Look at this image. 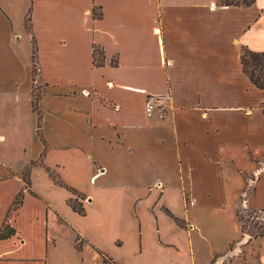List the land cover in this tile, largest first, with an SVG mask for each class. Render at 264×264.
Wrapping results in <instances>:
<instances>
[{
    "label": "crops",
    "instance_id": "crops-1",
    "mask_svg": "<svg viewBox=\"0 0 264 264\" xmlns=\"http://www.w3.org/2000/svg\"><path fill=\"white\" fill-rule=\"evenodd\" d=\"M244 48L264 52V0H0V97L13 115L0 147L20 133L32 142L35 120L45 135L29 190L23 169L0 163V187H13L0 228L23 192L0 264H49L55 223L81 263L90 253L100 264L101 254L130 264L118 258L127 239L135 264H197L192 243L205 237L204 264H220L238 244L234 212L250 207L244 196L264 164V89L243 73ZM33 67L44 86L35 112ZM70 189L85 198L83 216L68 205ZM259 215L264 225V208ZM246 259L264 264V227Z\"/></svg>",
    "mask_w": 264,
    "mask_h": 264
},
{
    "label": "rangeland",
    "instance_id": "rangeland-1",
    "mask_svg": "<svg viewBox=\"0 0 264 264\" xmlns=\"http://www.w3.org/2000/svg\"><path fill=\"white\" fill-rule=\"evenodd\" d=\"M0 64H1V58H0ZM3 72L0 68V78H2ZM31 93H32V101L33 96H40L44 92V86L42 83L38 82V79L36 77V68H32L31 72ZM9 80V79H5ZM4 80V81H5ZM3 83V82H2ZM4 101L0 97V133H3V128H5V125L7 123L5 120H9L13 115H6L3 112L4 108ZM32 109L34 112L37 110V108H33V102H32ZM11 112H14V108L10 110ZM38 121H33V124L31 125V129L33 133V139L32 142L28 140V137H23L21 133L17 136H11L9 137L8 146L7 147H0V163L7 165L9 168H12L13 170H21L20 173L17 174L22 181H26L24 179V175L27 171H31V168L34 165L40 164L38 161L34 162L38 157L42 150V144L39 142V139L37 138V129H38ZM40 133H42L43 137H45L44 132L42 131L41 126L39 125ZM9 136V135H8ZM40 138H42L41 135H39ZM38 151V152H37ZM261 162V161H260ZM30 164V165H29ZM257 166V164H256ZM255 167V166H254ZM253 169V168H252ZM253 170H248L244 172L242 175L243 178V185H245L246 179L252 176V179H255L252 175ZM1 171V170H0ZM12 173V172H11ZM47 173V172H46ZM15 174V173H12ZM258 175V180L252 185L250 188V194L248 193L246 196H244L247 199H249L250 207L246 211H241V209H236V220L239 223V233H240V239L238 240V244H232L227 249V252L225 254V258L223 261H220V264H251L246 259L247 255L249 253V249L251 248L252 240L260 237L263 233V227L264 225L257 221L255 219V216H259V210L264 208V164L261 165V169L256 172ZM40 188L43 186L41 184ZM247 185V184H246ZM12 185H6L0 187V212L2 211V208H4L5 204L8 202V199L10 197L11 191H12ZM24 188L26 190H29L30 188V176H29V184L28 188L24 184ZM23 193V192H22ZM72 194H74L73 200H76L74 202L75 206L77 208L81 207L80 202L84 201L85 198L82 195H79L75 191H72ZM23 197V195H22ZM53 199V198H52ZM247 199V200H248ZM251 200V201H250ZM53 201V200H52ZM54 202H58L56 198H54ZM14 211L9 213L8 219L6 222L10 225L11 224V218ZM197 219L201 220V216H197ZM263 222V221H262ZM51 230L52 233H54L56 237V246L51 247L49 250L48 255V263L49 264H100L98 260L94 258L90 253L86 254L84 263L80 261L79 255L76 252H69L70 247V234L68 231H65V228L60 224H51ZM75 239L74 248L77 251L82 250L83 242L79 240V237ZM124 239H126L124 237ZM120 244L119 242H117ZM106 246V244H103ZM126 246L118 251V258L125 260L126 262H130V264H135L139 262V260L132 259V246L131 243L126 239ZM236 245H239V250L235 252V254H228L230 251H232V248H235ZM132 246V247H131ZM247 246V247H246ZM192 250L196 256L197 264H204L206 260L210 259V242L209 240H205V237L202 239L200 237H197L193 240L192 243ZM223 256V255H222ZM101 257V256H100ZM255 258V256H253ZM214 260V259H213ZM234 260V261H233ZM102 261V260H101ZM216 261V259H215ZM115 262V261H114ZM115 264H120L115 262Z\"/></svg>",
    "mask_w": 264,
    "mask_h": 264
},
{
    "label": "trees",
    "instance_id": "trees-1",
    "mask_svg": "<svg viewBox=\"0 0 264 264\" xmlns=\"http://www.w3.org/2000/svg\"><path fill=\"white\" fill-rule=\"evenodd\" d=\"M254 0H220V3L225 6H243L248 7L252 5ZM241 65L243 73L248 77L250 82L258 89H264V52H252L248 49H242L241 51ZM103 62V52L98 47H94L93 50V64L94 66H100ZM40 96H33V108H37V103ZM33 110V109H32ZM34 111V110H33ZM38 136L40 135L39 123L37 129ZM46 172L50 176V178L54 181L55 184L60 186H65L63 182L60 180L58 175L50 169H46ZM29 176L30 172L27 171L24 175V184L28 188L29 184ZM70 191H74L70 189ZM76 200L69 199L68 205L70 208L78 213L79 215H84V210L82 207L77 208L74 202ZM22 204V192H18L14 197L11 206L8 209L7 214L5 215L4 222L0 228V239L8 238L15 234V230L10 227V225L6 222L8 219L9 213L16 211ZM81 206V205H80ZM177 221V220H176ZM178 222V221H177ZM102 256V264H115L109 257L104 254Z\"/></svg>",
    "mask_w": 264,
    "mask_h": 264
},
{
    "label": "built area",
    "instance_id": "built-area-1",
    "mask_svg": "<svg viewBox=\"0 0 264 264\" xmlns=\"http://www.w3.org/2000/svg\"><path fill=\"white\" fill-rule=\"evenodd\" d=\"M155 100L153 97H147L145 100V113L147 117H152L154 115V113L156 112L157 106L154 104ZM160 117H162V115H160ZM249 208L246 206V202L243 201L242 204V209L241 211H246ZM255 219L257 221H259L260 223H262L263 218L259 215V216H255Z\"/></svg>",
    "mask_w": 264,
    "mask_h": 264
}]
</instances>
